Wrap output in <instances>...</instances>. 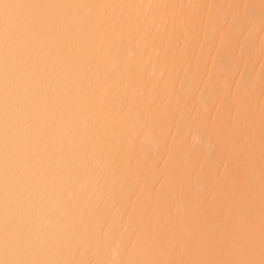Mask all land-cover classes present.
Returning a JSON list of instances; mask_svg holds the SVG:
<instances>
[{
  "label": "bare ground",
  "instance_id": "6f19581e",
  "mask_svg": "<svg viewBox=\"0 0 264 264\" xmlns=\"http://www.w3.org/2000/svg\"><path fill=\"white\" fill-rule=\"evenodd\" d=\"M0 264H264V0H0Z\"/></svg>",
  "mask_w": 264,
  "mask_h": 264
}]
</instances>
